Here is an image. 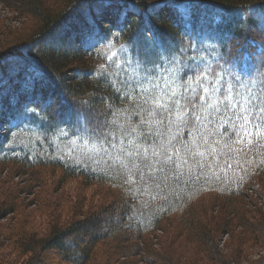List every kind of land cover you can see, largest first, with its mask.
Masks as SVG:
<instances>
[{
    "label": "trees",
    "instance_id": "16d2710c",
    "mask_svg": "<svg viewBox=\"0 0 264 264\" xmlns=\"http://www.w3.org/2000/svg\"><path fill=\"white\" fill-rule=\"evenodd\" d=\"M12 1L9 6L33 23L28 29L0 24V130L5 126L2 129L5 132L0 134V165L17 164V169L30 170L27 173L36 179L41 170L57 172L59 187L69 179L81 177L86 186H100L106 197L113 199L92 208L84 203L85 196L76 203L66 194L72 206V219L53 213L46 234L21 229L10 236L3 235L5 240L17 238L16 248L29 256L26 264H42L45 260L41 259L42 255L52 253H58L69 264H96L102 255L100 248L109 239L122 243L134 240L132 245L138 255H156L158 251L150 235L164 231L172 216L197 215V209H191L193 198L207 191L234 196L236 199L226 206L233 216L225 220L240 225L251 242L262 243L264 211L256 210L258 219L253 221L248 208L252 205L250 195L240 200L236 196H243L247 188L257 192L254 182L264 174V138L239 140L233 122L227 119L234 113L223 114L226 109L223 102L229 100L224 94L231 87L245 84L236 79L224 88L220 84L230 79L222 74L223 67L236 74L241 72L244 54L250 53L247 73L259 76L263 69L252 85L257 87V96L264 98V81L260 82L264 78V0ZM251 11L259 13L260 18L251 16ZM82 30L86 31L83 36ZM178 39L187 41L189 48L185 53L180 54L177 49ZM113 44L130 51L131 64L125 61L122 51L120 55H110L105 50ZM151 44L154 51L149 50ZM160 52L172 54L170 61L186 62L188 70L198 63L199 74L190 76L188 71L181 72L172 83L174 88H165L155 79L157 66L144 59L151 56L156 60ZM203 62H207L205 68H201ZM135 64L139 74L145 77L142 82L129 77L137 71L133 69ZM11 65L15 66V72ZM171 74L167 71L165 76ZM218 74H221L218 83L203 81V76L210 78ZM197 81L216 89L208 94L203 112L192 117L194 122L201 121V129H194L191 121L189 131L193 136H185L177 143L172 136L170 144L162 142L165 136L160 129L167 128L164 113H171L178 132L183 119L173 115L172 101L186 94L184 84L195 91L201 90ZM154 82L160 83L156 92L151 88L142 92L136 89ZM5 95L7 102L2 101ZM67 98L64 104L62 101ZM217 101L219 111L215 106ZM192 105L187 103L190 111H194ZM155 107L158 114L153 117ZM87 114L98 115L94 119L96 124L86 119ZM80 116L82 126L77 128ZM117 122L122 124V129H117ZM151 124L161 127L153 130ZM59 133L64 137L85 136L95 143L97 152L93 157L78 156L75 162L71 153L59 150V143L55 144V139L59 142ZM112 135L114 140L110 139ZM103 142L108 150L103 148ZM120 144L130 146L115 153L111 148ZM138 146L146 149L142 152L137 150ZM161 147L162 153L154 152ZM232 148L241 152L240 160L228 153ZM204 155L212 161L220 159V168L228 174L215 178L211 174L218 169L216 165L203 169ZM90 161L94 166L88 165ZM230 173L235 179L223 180ZM11 201L5 207L9 212L17 209L20 197L13 196ZM216 213L219 215L220 210ZM187 228L196 241L205 246L207 240L214 249L207 248L217 251L215 228L207 223H188ZM219 261L226 264L223 259ZM253 264H264V257Z\"/></svg>",
    "mask_w": 264,
    "mask_h": 264
},
{
    "label": "rangeland",
    "instance_id": "374dc122",
    "mask_svg": "<svg viewBox=\"0 0 264 264\" xmlns=\"http://www.w3.org/2000/svg\"><path fill=\"white\" fill-rule=\"evenodd\" d=\"M11 2L13 1L0 0V24L12 25L15 27L23 26L24 28L26 27L28 29L33 22L30 18L16 13V11H14L11 6H9L12 5ZM179 9V11H183L182 8ZM250 14L251 16L257 17L258 19L260 18V14L257 12L251 11ZM108 18H111V16L108 15ZM82 31L83 32L81 33V35L83 36L86 34V31ZM176 43L178 44L177 49L180 50V54L185 53L189 48L186 40L178 39ZM190 47H193V43L191 42ZM150 49L154 51L155 47L153 46V44H151L149 50ZM116 50L117 48L115 46H110L107 51L110 55H114L116 54ZM123 56L128 58L127 55ZM204 57L205 59H209L208 55H204ZM171 58L172 54L168 52H160L156 60L151 56L149 59L144 58L146 60H151V63L157 66V70H159V72L157 73L155 79L161 81V85H163L165 88H174L173 84L178 78V74H181V72L188 71L190 76H197L199 74L200 66H197L198 63L193 66L192 70H188L186 67L189 65H185L186 62L179 63L176 61H170L169 59ZM217 60L220 61V58H218ZM250 60L251 54L245 53L243 63L244 69L237 74L233 73L230 68L222 66V74L230 78L226 83L220 84L222 88L232 85V82L235 79L237 82H242L245 84L234 85L233 87H231L230 92L224 94L226 96L225 99H228L230 95H233V97L237 101H240L252 95L257 96V87L253 88L252 84L256 82L257 78L261 77V74H263V69L258 72L259 76L254 77L248 74L247 68ZM220 62L221 64L224 63L223 61ZM129 63L131 64L130 58ZM171 63H174V66H170L169 64ZM206 64L207 62H203V66L201 64V68H205ZM191 65H193V63ZM10 67L15 72V66L11 65ZM133 69L137 71L130 74L129 77H131L134 81H144L145 77L139 74L136 64L133 66ZM167 71H170L172 74L170 76H165V73ZM220 75L221 74H218L210 78H208L207 76H203V81L205 80L206 84L218 83L221 81V78H219ZM263 81L264 78L260 82L262 83ZM155 83L156 82H154V84L150 86H138L136 87V89L139 92H142L143 90L151 88L153 89V92H156V90L158 91V86L160 85V83L158 85H156ZM200 87L201 84H198L197 88ZM183 88L187 91L184 92L186 94L184 96L178 95L176 101H172L174 107L173 115L177 118L183 119L181 123L182 127H177L179 131L177 132V130L175 129L176 127L171 118V113L168 114V112L164 113L163 116L165 118L164 124L167 126V128L162 127L160 129L161 126H153V124H151L153 130L157 128L161 130L162 136H165L162 138V142L167 144H170L172 136L174 137L173 140L176 143L180 142L181 139L185 136H193V132L189 131L190 122H194V119H192V117L196 118L197 114L202 113V109L206 105V99H204L206 94H201L203 93L202 90L192 91L187 84H184ZM262 88V91L264 93V87ZM150 95L153 96V94ZM7 96L8 95H5L4 97L2 96V101H5L8 98ZM174 96L175 95L173 94L172 96H169L168 99H172V97ZM189 99H191L193 103L192 109H194V111H190L187 106V103H189ZM62 102L64 104H67L68 98L67 100L64 99V101ZM225 102L226 101H224L223 103ZM196 106L197 109H199L198 112L195 111ZM156 108L157 107H155V109L153 110V117H156L158 114V109ZM206 109H208V107L204 110ZM227 112L230 111H227L226 109L223 110V114H226ZM160 115L162 116L163 114L160 113ZM97 116V114H87L85 117L86 119L92 121L93 124H96V121H94V119L96 120ZM78 119L79 121L76 123V126H78L77 128H80L82 126L81 116ZM150 123L152 122L150 121ZM4 127L5 126H2V129ZM116 127L117 129L123 128L122 124L118 122L116 124ZM197 128L198 130L201 129V121L196 120V122H194V129ZM2 129L0 130V134L1 132H5V130ZM36 129L38 130V128ZM152 129L150 131L151 133L153 131ZM209 132L211 134L214 133V131H211V129H209ZM57 135L60 136L59 142L55 139V137L52 138L55 139V144L59 143V150H64V152H67L68 154L71 153L72 157L75 158V162H78V156L80 158H82L81 156L93 157V153L97 152L95 143L90 139H87L85 136L81 137L80 135H77L64 137L62 133H59ZM111 138L114 140L113 135L110 137V139ZM129 146L130 145L127 146L120 144L115 145L114 148L111 149H113L115 153H118L120 151H125V148H129ZM103 148L105 150L109 149L106 142L103 144ZM137 148V150H141L142 152L143 149H146V147L142 146H138ZM174 149L177 152L178 148L176 146ZM154 152L157 154L162 153L163 147H161L160 149H155ZM228 153H232L236 160H240L241 152L238 149L232 148ZM144 155L147 154L145 153ZM201 162L206 165L203 166V169L209 168L211 165H216L215 167H218V169H214V173L211 174L215 178H218L219 174H228L223 172L220 168L221 160L218 158L216 161H212L208 158V155H204L201 158ZM93 164L94 163L91 161L88 162V165L90 166H94ZM16 165L17 164L11 163L0 165V264H9L15 261V264H26V261L29 257H26V255L24 256L22 253H20L21 249L16 248V237L12 238L11 240H5V237H2L3 235L10 236L13 231L19 232L21 229H24L27 232L29 231L30 233H32L31 230H37L40 235L46 234L50 229V222H52V219H54L53 213H55L56 216L60 213V216L63 217V219H72V206L68 200L69 198L66 199L65 196L68 195L76 203H79L82 200L83 196H85L86 199L84 203L87 205H92L90 206L92 208H96L104 201H113V199L109 196L106 197L102 187L96 185L86 186L87 184H84V181L81 177L69 179L66 183H64L62 187H59V174L57 172H52L51 170H41V172H39V174H41V178L38 175L39 177H37L36 179L29 174L31 173L30 170H28L29 173H27L28 171L25 168L17 169L18 167ZM187 169L191 170V167L188 166ZM202 174L204 175V173ZM229 179H235L232 177L231 173L223 180L227 182ZM255 184L257 192L251 189L249 190L247 188L246 190H244L246 191V193H244L243 191V196H236L239 197L237 199L240 200L245 195H250V197L248 198L249 201H252H250L252 205H248V208L251 213L250 218L253 221L258 219L257 217L259 213L256 210L262 209L264 211V174L260 175V177L255 180L254 185ZM243 188L245 189V186ZM164 195L166 197V193H164ZM13 196L14 199L15 197L19 196L20 202H16L17 209L15 211L11 210L9 212L5 207H8V205L12 203L11 200H13ZM234 199H236L234 198V196L218 194V192L216 191H207L203 195L199 194L198 196L193 198L194 203L191 206L192 210L195 208L197 209V211H195L197 215L188 214L189 216H186L187 214H182L172 216L169 219L172 221L166 224V229H164V231L158 230L156 231V234L150 235L151 243L158 251L156 255L150 253H142L138 255L134 246L132 245L135 242L134 240L128 241L129 243H122L109 239L104 243V245H102V248H100L102 255L99 258V262L96 264H114V261L116 259L119 260L117 264H221L219 261L220 259H223V262L226 264H253L254 261H257L258 259L264 257V235H261V237L263 238L262 243L256 244L255 242H251V238L248 239L247 236H245L248 233L244 234V229L240 225L234 223L231 224L229 223V221L225 220L229 219L228 217L233 216L232 214H229L228 208L226 206L230 205V201ZM24 202L28 204V206L25 207ZM187 203L189 202L187 201ZM233 205H235L236 207L238 205V202L233 203ZM217 210H220L219 215L216 213ZM230 210L232 211V208H230ZM181 219H184V221L182 222ZM188 223H192L194 225L207 223L209 227L215 228L216 230L214 234V240L218 252L207 248L212 247V249H214L207 240H205L206 247L200 242L196 241L195 236L190 233L191 231L188 232ZM24 224L26 225V227H24ZM147 241H149V239ZM210 251L213 252L210 253ZM118 256L120 259L117 258ZM215 256L217 258H215ZM42 258L45 259L42 264H69L58 253H52L51 255L43 254L41 259Z\"/></svg>",
    "mask_w": 264,
    "mask_h": 264
},
{
    "label": "snow or ice",
    "instance_id": "6c2138e0",
    "mask_svg": "<svg viewBox=\"0 0 264 264\" xmlns=\"http://www.w3.org/2000/svg\"><path fill=\"white\" fill-rule=\"evenodd\" d=\"M197 83L200 84L199 81ZM191 90L195 91V89ZM201 90L206 94L204 97L206 100L208 94L216 91L215 88L204 87L202 84ZM188 102L191 103V99ZM225 104L226 110L234 113L233 117H228L227 119L233 122L234 132H236L240 141L251 139L254 136L264 138V98L250 96L237 101L234 97L230 96ZM218 105L219 101L215 105L217 111H219ZM209 106L212 107L214 105L209 104ZM237 109L239 110L238 112ZM129 155L132 154L129 153ZM171 159V157H167V160Z\"/></svg>",
    "mask_w": 264,
    "mask_h": 264
}]
</instances>
